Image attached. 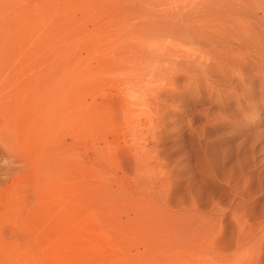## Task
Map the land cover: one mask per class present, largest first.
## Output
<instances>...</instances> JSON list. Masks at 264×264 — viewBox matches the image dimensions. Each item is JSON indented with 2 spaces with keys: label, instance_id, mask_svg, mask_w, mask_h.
I'll list each match as a JSON object with an SVG mask.
<instances>
[{
  "label": "rangeland",
  "instance_id": "374dc122",
  "mask_svg": "<svg viewBox=\"0 0 264 264\" xmlns=\"http://www.w3.org/2000/svg\"><path fill=\"white\" fill-rule=\"evenodd\" d=\"M0 264H264V0H0Z\"/></svg>",
  "mask_w": 264,
  "mask_h": 264
}]
</instances>
